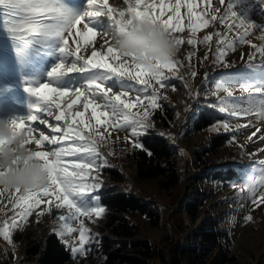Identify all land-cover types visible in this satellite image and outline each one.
I'll return each instance as SVG.
<instances>
[{
	"label": "snow or ice",
	"instance_id": "1",
	"mask_svg": "<svg viewBox=\"0 0 264 264\" xmlns=\"http://www.w3.org/2000/svg\"><path fill=\"white\" fill-rule=\"evenodd\" d=\"M245 2L228 0L226 3V0H219L220 6L213 7L212 0H123L126 7L116 9L109 6L108 0H85L83 11H77L65 0H0V18H3L5 31L14 41H52L56 44L60 59L48 73L51 81L71 77L72 74L84 77L82 82L72 86L60 87L53 82H44L29 87L27 91L37 98L36 103L31 105V113L9 122L13 136L24 138L20 147L29 149L26 158L17 157L12 164H27L31 159L40 161L48 177V186L29 192L0 187V204H3L0 213L11 212L10 217L5 215L0 221V237L12 244L13 232L27 227L34 212L38 217L55 213L58 223H55L53 233L63 241L74 258H86L95 236L84 220L94 223L105 213V208L99 203V190L103 184L99 175H94L109 166L101 148L108 146L113 132L127 131L129 134L124 137L125 141L131 143L134 149L146 151L140 138L153 127L149 123L151 116L156 110H162L160 89L172 87L175 90L171 79H182L175 75L182 67L175 57L164 63H143L114 47L111 33L119 24H125V32L134 25L147 24L162 29L172 37L178 50L184 44H205L211 50L215 37L216 60L221 63H224L226 49H234L237 41L250 45L255 53L264 56V25L251 21L248 15L250 9L243 8ZM201 5L205 7L198 11ZM238 6L241 7L240 12L235 10ZM181 9H186V12L182 14ZM102 17L107 18L106 26ZM125 17L128 18L126 21ZM97 20L102 21L104 27H95ZM216 23L226 26L227 33L214 31L202 38L197 36V33ZM255 28L262 31L258 37L262 41L259 45L248 39ZM232 32H235V39H228V33ZM98 36L102 40L100 47H106L105 52L98 51L94 46ZM89 45H93L91 54L83 55L82 48ZM192 55L189 53V60ZM204 58L207 59V56ZM252 58L250 55L249 59ZM225 67H228L226 63ZM165 70L173 75H165ZM196 75L195 71L191 72L192 77ZM234 79L245 81L242 91L248 96L242 105L228 99L233 97V89L228 82ZM132 81L135 84L129 83ZM115 87L121 88V91L114 92ZM215 88L217 92L226 93L221 104L233 105L230 109L220 107L221 112L233 117L264 114V63L250 64L249 72L242 75L225 74ZM132 92L135 93L134 98H130ZM163 98L167 99L166 96ZM78 103L82 105V110L74 111ZM89 111L91 116L87 117ZM188 111L190 115L185 127L189 121L195 123L200 119L195 111ZM50 118L55 123H51ZM41 126H44L43 130ZM221 126L229 130L228 123ZM260 132L261 129L256 128L247 140L252 141ZM259 139L264 141V135H260ZM10 147L8 141L0 139V153ZM259 151L264 152V149ZM108 154L113 155L111 151ZM148 154L151 155L150 152ZM9 171L11 169L0 167V177ZM231 186L238 187L240 198L247 194L254 208L264 204V159L258 161V167L252 172L244 174L243 183ZM5 194L6 201L3 199ZM41 205L44 207L41 208ZM245 219L251 221L252 216L248 215ZM69 221L77 222L78 227Z\"/></svg>",
	"mask_w": 264,
	"mask_h": 264
},
{
	"label": "rangeland",
	"instance_id": "2",
	"mask_svg": "<svg viewBox=\"0 0 264 264\" xmlns=\"http://www.w3.org/2000/svg\"><path fill=\"white\" fill-rule=\"evenodd\" d=\"M109 6L116 9H122L126 7L123 0H108ZM228 0H226V3ZM70 7L77 11H83L85 0H65ZM213 7H219V0H212ZM205 5H201V10ZM244 9H250L248 13L251 21L258 25H264V0H246L243 5ZM236 11L240 12L241 7L238 6ZM182 14L186 12V9H181ZM223 12V8H221ZM105 26L107 24V18H101ZM95 27H104L103 22L97 20ZM219 31L222 34L227 33V28L224 25L216 23L209 28L197 33L199 38H202L205 34L210 32ZM262 34L260 28L251 30V35L248 37L254 44H261L262 41L258 37ZM10 36L4 28L3 18H0V36ZM179 35V34H178ZM185 39L187 33L183 34ZM228 39H235V32L228 33ZM71 44V39H70ZM102 44L101 38L98 36L95 42V47L98 51L105 52L106 47H100ZM55 61L47 68L44 75L37 78L34 84L17 85L25 93L26 97L20 99L18 107L9 114L2 115L0 113V119L10 122L16 118L27 117L31 113V105L36 103L37 98L27 91L29 87H34L38 83L53 82L57 86H72L77 82H82L84 77L78 74H72L71 77H61L55 81H51L48 73L55 66L60 59V54L57 51L56 44L53 42ZM74 47V45H73ZM93 45H89L87 48H82L83 55H90ZM223 47V46H221ZM216 42L215 37L211 44V50L208 45L197 44L196 46H190L187 44L182 45L175 59L182 64V67L175 73L177 77L171 79V85H174L175 90L172 87H165L160 89L159 103L162 105V110H156L151 116L149 123L153 125L150 130H155L161 136L169 140L176 148V156L181 160V180L178 185L166 188L162 187L161 178H148L140 179L135 175L134 165L129 159V153L134 150L131 143L125 141L124 137L129 133L127 131L113 132L110 143L108 146L101 148L104 157L108 161V168L117 167L124 173H127L128 181L124 185L125 189L130 192L139 195L144 201L154 202L160 207L161 218L158 225H153L147 216L141 213H135L131 215V219L137 222L140 226L138 238H146L152 243L158 246H163L166 242L172 238L180 240L182 243L189 234H193L195 231L205 227V223L215 220L217 224H220L222 229L226 230L230 235V242L226 245L229 255L236 257L235 263L237 264H264V204L259 208H254L251 200L247 198V194H243L244 198H240L241 194L238 191V187L234 188L231 185L233 183L240 185L243 180L237 182H216L214 186L205 182L202 191L200 193H194L192 189V176L195 173H202L207 171L211 166H223L228 163L235 162L237 164L244 165L242 176L245 173L252 172L254 168L258 167V161L264 159V152H260V149H264V141L259 139L260 135H264V114L252 113L246 117H233L228 115L227 112H222L225 115L224 123L229 124V130L231 133L230 143L222 148L220 155L211 156L204 154V159H197L196 151H201L208 147V140L211 131L194 132L189 131L191 128V121L187 123L186 120L190 115L188 109L196 111L200 104H209V106L216 109L225 107L230 109L233 105L231 103L221 104V100L226 97V93L220 91L217 92L215 84L219 83L221 78L225 74H237L242 75L249 72V65H260L264 63V56L255 53V50L248 44L236 42L234 49H226V55L223 57L224 63L216 60ZM189 53H193L189 60ZM253 56L249 59V56ZM207 56V59L204 57ZM225 63L228 67H225ZM195 71L197 75L191 76V72ZM165 75L172 76L173 73L165 70ZM207 76V79H205ZM135 84L134 81L129 82ZM177 83L183 85L186 93L179 87ZM245 84L243 79H234L228 82V86L233 89V97L229 100H236L237 103L243 104L247 99L248 93L242 91V86ZM202 88H206L200 97V91ZM6 90V88L0 87V95ZM114 92L121 91V88L115 87ZM135 93H130V98H134ZM167 97L164 99L163 97ZM168 108H173V114L170 113ZM82 110V105L77 104L74 109ZM220 111V110H219ZM221 112V111H220ZM87 117L91 116V111L86 114ZM51 123H55L50 118ZM249 125L248 127H238L239 125ZM44 126H41L43 130ZM256 128H260L261 132L253 138L252 141L247 140V137L252 132L256 131ZM103 131V129H101ZM219 131H226L222 126L219 127ZM47 134V130H46ZM107 135V133H105ZM141 137V142H142ZM33 150H35L34 146ZM113 155H109V152ZM255 154V155H253ZM208 161V163L206 161ZM206 162V163H204ZM106 168V167H104ZM98 173L100 180H103V169ZM200 196V203L194 209L193 213L189 212L184 207V218L186 229L184 235L175 227L174 213L183 201L187 198L195 199L194 196ZM180 197V198H179ZM7 194L3 198L6 201ZM178 200L176 201V199ZM100 205L101 201H99ZM3 207V204H0ZM44 205H41L43 208ZM104 207V206H103ZM38 211V210H37ZM67 210H59V212L66 213ZM5 215L11 216V212L0 213V221H3ZM251 215L252 220L247 221L246 216ZM105 219V213L102 218L96 219L95 222H91L85 219V225L91 230V233L95 236L94 241L98 236L97 227ZM39 220V223H37ZM55 223V213H45L43 216H37L34 212L29 218L27 227H24L22 231H14L12 240L13 243L9 244L2 237H0V262L4 264H16L26 259L25 246L27 241L31 238H40L46 235L48 232L53 231ZM73 226L78 227V223L75 221H69ZM180 235H179V234ZM76 235V234H73ZM68 237H65L67 239ZM93 241V242H94ZM193 244L198 246V257L196 258V264H213V260L218 256V249L204 250L202 242L199 239H193ZM80 258V257H78ZM28 264H34L33 261H27Z\"/></svg>",
	"mask_w": 264,
	"mask_h": 264
},
{
	"label": "trees",
	"instance_id": "3",
	"mask_svg": "<svg viewBox=\"0 0 264 264\" xmlns=\"http://www.w3.org/2000/svg\"><path fill=\"white\" fill-rule=\"evenodd\" d=\"M54 61L52 41L19 43L11 36H0V87L6 88L0 95V113L9 114L18 107L20 99L26 97V93L17 85L34 84ZM177 84L182 93L187 92L182 84ZM205 90L207 89L202 88L200 91L201 98ZM168 110L173 114V108ZM195 112L200 119L191 123L188 130L193 133L212 132L208 147L196 151L197 159H204V154L209 157L220 155L222 148L230 143L232 137L230 132L219 131L225 115L204 103ZM142 143L146 151L134 149L129 153L135 175L140 179L160 177L162 187L166 188L178 185L183 176L181 160L176 156V148L172 143L155 130H150L143 136ZM243 167L244 165L235 162L211 166L207 171L195 173L191 177L192 189L195 190L194 193H200L205 182L214 186L218 181H240L244 179ZM103 172V186L99 193L101 204L105 208V219L97 227L98 236L91 244L87 257L74 258L63 241L50 231L43 237L29 239L25 246L26 259L16 264H28L27 261H33L34 264H196L199 248L192 243L193 239H199L204 250L218 249L219 253L213 264H237L236 257L229 255L224 244V241L230 242V235L215 220L189 234L183 243L172 238L160 247L146 238H138L140 226L130 216L141 213L153 225H158L161 218L160 207L157 203L144 201L139 195L128 192L124 187L128 181L127 173L119 168L106 167ZM194 197L196 198L184 200L173 215L176 218L175 227L182 235L186 229L184 207L193 213L201 201L198 194Z\"/></svg>",
	"mask_w": 264,
	"mask_h": 264
},
{
	"label": "clouds",
	"instance_id": "4",
	"mask_svg": "<svg viewBox=\"0 0 264 264\" xmlns=\"http://www.w3.org/2000/svg\"><path fill=\"white\" fill-rule=\"evenodd\" d=\"M128 18L125 17L126 21ZM125 24H119L111 33L113 46L119 51L135 56L146 64L164 63L177 54V47L172 37L158 27L151 25L132 26L129 31H123ZM0 139L11 145L0 153V167L11 169L5 176L0 177V187L9 190L19 189L21 192L38 191L48 186V177L41 167V162L31 159L27 164L18 166L12 160L29 155L27 147L21 148L23 137L13 136L9 122L0 119Z\"/></svg>",
	"mask_w": 264,
	"mask_h": 264
}]
</instances>
